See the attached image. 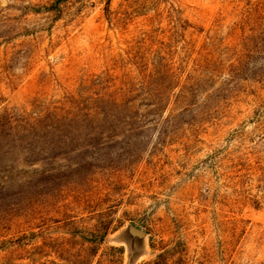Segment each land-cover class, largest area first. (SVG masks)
Wrapping results in <instances>:
<instances>
[{"label": "rangeland", "instance_id": "374dc122", "mask_svg": "<svg viewBox=\"0 0 264 264\" xmlns=\"http://www.w3.org/2000/svg\"><path fill=\"white\" fill-rule=\"evenodd\" d=\"M140 41L216 59L223 90L138 148H0V264H264V0H0V120L112 81Z\"/></svg>", "mask_w": 264, "mask_h": 264}, {"label": "trees", "instance_id": "16d2710c", "mask_svg": "<svg viewBox=\"0 0 264 264\" xmlns=\"http://www.w3.org/2000/svg\"><path fill=\"white\" fill-rule=\"evenodd\" d=\"M188 56L185 54L174 64L167 44L160 43L158 48L151 49L140 41L127 51L126 60L133 68L112 81L96 76L59 105H46L27 121L25 118L0 120V148L39 153L44 142L54 137L64 141L51 142L52 146L61 143L82 148L102 147L109 139H120L124 146L138 148L136 141L154 132L168 136L188 122L186 114L192 107L202 101L205 104L225 84L224 79L220 80L216 59L195 57L188 68ZM215 83L218 84L209 89ZM205 114L210 116L209 112ZM176 123H179L177 127ZM4 128H7L5 133ZM14 176L26 179V175L19 173ZM102 235L104 231L100 239Z\"/></svg>", "mask_w": 264, "mask_h": 264}, {"label": "water", "instance_id": "95a60500", "mask_svg": "<svg viewBox=\"0 0 264 264\" xmlns=\"http://www.w3.org/2000/svg\"><path fill=\"white\" fill-rule=\"evenodd\" d=\"M146 237V232L138 225L127 223L118 234V239L122 241L132 252L140 249Z\"/></svg>", "mask_w": 264, "mask_h": 264}]
</instances>
